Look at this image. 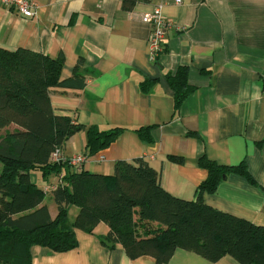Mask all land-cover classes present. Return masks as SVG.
<instances>
[{"label": "crops", "instance_id": "1", "mask_svg": "<svg viewBox=\"0 0 264 264\" xmlns=\"http://www.w3.org/2000/svg\"><path fill=\"white\" fill-rule=\"evenodd\" d=\"M32 1L33 19L0 7V48L52 59L62 55L60 81H69L75 71L77 77L73 85L51 89L53 113L100 131L124 129L109 148L86 157L83 171L110 176L116 161L142 158L158 173L165 192L191 201L207 176L197 166L200 156L221 166L244 161L255 185L228 175L203 202L264 227V0H138L129 12L122 0ZM157 6L172 26L153 63L147 45L151 28L141 18ZM181 67L188 70L193 92L175 112L166 76ZM145 79L154 80L148 93L139 90ZM147 126L156 127L152 143L134 133ZM85 142L86 134L79 132L61 153L85 155ZM170 156L181 161H169ZM31 179L59 182L55 176ZM44 204L54 219L57 208L50 196ZM77 212L69 207L68 217L75 219ZM108 232L103 223L91 234L76 231L78 246L67 253L33 247L32 264H155L149 256L129 259L120 244L103 245ZM166 264L239 263L230 256L211 263L177 249Z\"/></svg>", "mask_w": 264, "mask_h": 264}, {"label": "trees", "instance_id": "2", "mask_svg": "<svg viewBox=\"0 0 264 264\" xmlns=\"http://www.w3.org/2000/svg\"><path fill=\"white\" fill-rule=\"evenodd\" d=\"M137 1L122 0L123 10L131 11ZM63 64L62 55L52 59L24 49L0 48V130H5L0 137V264H32L33 247L70 252L78 246L76 231L91 234L100 223L109 228L101 243L110 249L120 244L131 260L149 256L155 264H166L181 249L211 263L230 256L239 264H264V227L203 202V195L214 194L228 175L255 185L244 161L221 166L200 156L197 166L207 176L191 201L165 192L158 173L142 158L133 163L116 161L110 176L74 172L67 163H52V153L79 132L86 134V157L106 150L124 132L119 127L100 131L53 113L51 89L73 85L77 77L75 71L69 81L61 82ZM166 82L178 112L193 92L187 68L167 75ZM153 84L145 79L139 90L148 93ZM155 128L140 127L134 133L142 142L152 143ZM168 159L181 161L175 156ZM34 174L43 181L59 177L60 183L45 194L32 181ZM47 196L57 208L54 219L44 204ZM71 206L78 209L73 222L68 221Z\"/></svg>", "mask_w": 264, "mask_h": 264}, {"label": "built area", "instance_id": "3", "mask_svg": "<svg viewBox=\"0 0 264 264\" xmlns=\"http://www.w3.org/2000/svg\"><path fill=\"white\" fill-rule=\"evenodd\" d=\"M179 3V2H177ZM0 7L14 11L23 18H35V4L32 0H0ZM141 21L148 24L151 28L148 45V59L150 62H156L158 57L165 49V33L172 24L166 21L162 14L161 7H154L153 10L143 15ZM102 159V158H101ZM52 163H67L70 168L75 171H81L86 161V156L78 154L72 157H65L61 150H56L50 158ZM60 179V178H59ZM60 183V181L58 182ZM38 188L45 194L55 189L56 185L47 184L46 182L38 183Z\"/></svg>", "mask_w": 264, "mask_h": 264}, {"label": "rangeland", "instance_id": "4", "mask_svg": "<svg viewBox=\"0 0 264 264\" xmlns=\"http://www.w3.org/2000/svg\"><path fill=\"white\" fill-rule=\"evenodd\" d=\"M7 129L10 131V130L13 129V126H10V127H8ZM4 132H5V130H0V137L3 136ZM0 170H1V164H0ZM73 220H74V219H73ZM73 220L71 219V216L68 217V221H69V222H73Z\"/></svg>", "mask_w": 264, "mask_h": 264}]
</instances>
